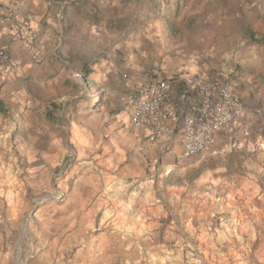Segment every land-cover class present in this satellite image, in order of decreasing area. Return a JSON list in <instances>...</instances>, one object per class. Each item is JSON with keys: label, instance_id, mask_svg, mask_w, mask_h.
Wrapping results in <instances>:
<instances>
[{"label": "rangeland", "instance_id": "rangeland-1", "mask_svg": "<svg viewBox=\"0 0 264 264\" xmlns=\"http://www.w3.org/2000/svg\"><path fill=\"white\" fill-rule=\"evenodd\" d=\"M226 1H103L92 19L101 27L98 63L118 67L104 81L109 96L92 82H69L66 108L57 100L48 114L66 120L61 140L46 144L20 128L2 135L0 264H264V143L257 138L264 139V124L254 135L240 127L226 130L191 160L181 158L173 141L140 149L119 140L133 133L127 107L133 90L156 69L190 61L205 77L233 72L217 54ZM93 111L97 135L90 130ZM112 119L123 129L101 125ZM73 121L98 140L91 154L81 155V146H90L77 142ZM112 138L108 152L119 153V161L107 165L105 146ZM116 170L126 176L113 185L119 222L103 209L96 216L106 222L92 224V204L62 215L78 177L106 186ZM123 188L128 192L120 194Z\"/></svg>", "mask_w": 264, "mask_h": 264}, {"label": "crops", "instance_id": "crops-1", "mask_svg": "<svg viewBox=\"0 0 264 264\" xmlns=\"http://www.w3.org/2000/svg\"><path fill=\"white\" fill-rule=\"evenodd\" d=\"M103 1L0 0V50L8 54L7 60L0 59V142L3 134L16 128L24 129L25 134L41 139L46 144L61 140L60 130L65 127L66 120L58 118L54 121L48 114L57 100L63 101V109L66 108V102L73 92L68 87L69 82H92L96 89L100 87L103 90V96H109L103 89L104 81L113 79L118 74V67L113 69L106 61L98 63L95 54L99 50L97 36L101 27L92 19L97 16ZM221 14L218 25L223 28L221 35L224 40L217 54L225 56L223 60H228L224 63L227 67L233 65V72L224 71L219 80L230 86L242 100L243 117L238 127L254 135L259 125L264 124V0H227ZM17 17L26 18L39 34V45L44 54L42 62H37L26 46L13 35ZM243 32L249 35L244 36ZM101 33H107V29ZM231 55L234 57L233 62L227 58ZM202 70L199 64L188 61L171 63L167 71H164L171 82V95L178 108L179 122L171 138H161L150 146L163 148L173 141L182 150V118L202 96L199 90H190L188 83L191 80H203L205 73ZM136 87L133 90L135 95ZM129 104L127 107L131 124V101ZM95 113H90L89 124L91 132L93 129L97 135V127L92 124L94 122L100 127ZM101 125L106 129H123L113 119L101 122ZM72 129L80 145L84 143L90 146H81V155L91 154L98 140L85 131L87 128L80 121H73ZM148 132L147 128L133 127V133L129 132L124 140H119L122 145L132 144L142 149L148 144L145 141ZM257 138L264 143L258 133ZM114 141L112 138L105 146L107 165L119 161V153L108 152L112 150ZM80 177L65 196L62 215L69 216L71 211L76 212L92 204L90 216L94 217L89 222L94 225L105 223L107 217L100 221L96 216L103 209L112 215L109 220L119 222L121 218L113 216L114 208L117 207L115 199L119 194L118 191L113 192V185L123 183L126 177L123 171L110 173L106 177V186L102 181L98 184L94 180L96 184L86 176V179ZM125 189L119 191L120 194Z\"/></svg>", "mask_w": 264, "mask_h": 264}, {"label": "built area", "instance_id": "built-area-1", "mask_svg": "<svg viewBox=\"0 0 264 264\" xmlns=\"http://www.w3.org/2000/svg\"><path fill=\"white\" fill-rule=\"evenodd\" d=\"M12 32L37 62L44 60L39 34L26 18L17 17ZM0 59H8L3 49L0 50ZM188 84L190 90H199L202 96L192 104L181 121V158L184 160H191L210 150L219 134L238 127L243 117L240 96L219 79L205 77L203 80H191ZM178 118V108L171 95V82L164 70L156 69L136 87V95L131 100V125L147 128L149 132L145 141L151 144L161 138H171L176 133Z\"/></svg>", "mask_w": 264, "mask_h": 264}]
</instances>
